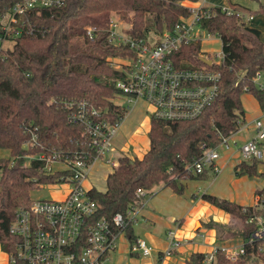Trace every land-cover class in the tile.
I'll list each match as a JSON object with an SVG mask.
<instances>
[{"label":"trees","instance_id":"trees-1","mask_svg":"<svg viewBox=\"0 0 264 264\" xmlns=\"http://www.w3.org/2000/svg\"><path fill=\"white\" fill-rule=\"evenodd\" d=\"M16 0H0V11ZM185 0H66L53 8L33 9L27 19L34 28L17 37L0 56V148L11 158L0 157V247L12 250L13 237L8 226L14 210L27 206L31 192L58 178L61 171L45 172L43 161L27 155H60L63 160L90 150L83 126L70 118L77 101H85L111 121L123 118V109L112 100L116 80L124 72L110 65L112 58H130L135 52L128 45L109 42L108 20L118 15L128 22V32L145 37L171 29L190 9ZM264 25V0H258ZM228 5L244 11L250 7L228 0ZM215 14L201 22L202 27L219 36L223 58L212 64L220 73L218 94L195 118L175 122L151 118L147 131L149 147L141 157L123 154L106 176L105 190L89 188L97 203L95 218L125 213L141 205L147 193L156 187H168L176 193L184 188L182 180L205 178L208 169L193 174L186 166L197 160L202 146H215L220 137L235 132L244 119L241 95L248 93L264 111V89L253 80L264 70V38L261 31L245 24L235 15H226L217 5ZM129 15V17H127ZM87 27L94 31L89 38ZM200 42L191 41L175 53L185 67L203 64ZM71 101V105L65 102ZM264 141V140H263ZM260 159L243 158L233 165L235 176L262 175ZM196 197V195H192ZM253 204H240L216 194L204 192L201 198L238 219L227 225L207 222L218 239L238 237L245 240L257 228L250 216H261L264 225V185L254 192ZM129 243L136 240L131 223L125 229ZM261 241L245 245V252L230 261L217 249L211 262L205 252L191 251L186 264H259L264 253ZM131 255H136L130 252ZM11 264H25L17 260Z\"/></svg>","mask_w":264,"mask_h":264},{"label":"built area","instance_id":"built-area-1","mask_svg":"<svg viewBox=\"0 0 264 264\" xmlns=\"http://www.w3.org/2000/svg\"><path fill=\"white\" fill-rule=\"evenodd\" d=\"M66 0H16L0 11V56L24 34L34 31L27 15L37 8L59 7ZM190 9L188 15L180 16L171 29H164L160 34L153 31V37H134L129 34L128 24L118 17L111 16L106 31L108 40L114 45H128L135 52L130 58H120L125 63H118L112 58L110 65L124 72V76L115 82L116 92L113 102L123 109V114L139 101L146 104L148 120L151 118L169 122L198 117L205 107L218 94L220 73L212 64L221 62V58L200 66L181 65L175 53L182 45L199 41L203 36L214 35L201 22L215 14L214 5L226 15L235 14L245 24L252 22L255 12L236 9L228 4H213L208 0H185ZM85 34L92 38L94 31L87 27ZM216 35V34H215ZM218 36V35H216ZM219 37V36H218ZM207 55V54H206ZM205 58V57H204ZM207 58V56H206ZM114 62L118 66H114ZM260 72L253 80L257 82ZM262 89L264 86L260 85ZM71 105V101L65 102ZM70 118L79 122L87 135L90 150L61 160L60 155H27L43 161L45 172L60 170L56 180L49 186H62L65 191L59 198H31L27 206L14 210L8 231L13 237L12 250L6 251L7 264L17 260L25 264H102L108 254L118 250L122 237L128 240L125 229L129 223L136 224V206L127 208L125 213L115 212L110 217L95 218L97 203L91 197L89 188L83 182L96 161L115 167L119 157L127 154L123 148L116 149L113 138L122 120H109L106 114L88 107L85 101H77ZM253 133L242 143H237L236 134L243 125L228 135L221 136L215 146H202L200 157L186 168L193 174L208 169L212 173L220 170L218 163L222 152H237L243 158H263L259 148L264 140V123L261 117L252 124ZM136 195L145 198L147 193L142 188L136 189ZM248 221H256L257 228L245 240L232 244L212 245L205 252V261L211 262L217 249L221 250L230 261H235L245 252V245L253 246L261 241L258 250L264 253V225L261 216H250ZM176 228L167 231V243L158 252L160 259L172 254L180 246L181 240ZM202 236V235H201ZM154 248L145 239L136 238L128 241V252L136 255H151ZM264 262V260H261ZM248 264H252L248 262Z\"/></svg>","mask_w":264,"mask_h":264},{"label":"rangeland","instance_id":"rangeland-1","mask_svg":"<svg viewBox=\"0 0 264 264\" xmlns=\"http://www.w3.org/2000/svg\"><path fill=\"white\" fill-rule=\"evenodd\" d=\"M210 2V0H208ZM212 2L219 3V4H228V0H211ZM232 2H238L243 5H247L250 7L251 11L255 12V20H252L253 24L259 27H263V18L262 14L257 12L259 8V2L258 0H230ZM211 3V2H210ZM114 17L120 18L118 15H113ZM129 17V15H127ZM121 19V18H120ZM122 20V19H121ZM128 24L127 20L123 19ZM150 38L153 37L152 32L149 33ZM200 51L202 53L201 57L207 56V58H210L209 56L213 57V60H218L221 57L218 56V54H222L221 52V41L218 36L215 34L212 36H203L200 42ZM207 54V55H206ZM118 63H125L124 60L121 59H115ZM114 62V66H118V63ZM256 84L260 87V85L264 86V70L260 72V75L257 79ZM241 101L243 105L244 119L241 122V125L248 124V127H241L240 131L236 134L237 136V143L240 144L242 141L246 139V134L251 131L253 121L256 117L260 116L261 120L264 123V111H262L255 98L252 97V95L248 93H244L241 95ZM146 104L143 101L137 102L135 105L132 106L131 109L127 110L125 115L123 116L119 127L117 128V132L113 138V144L116 147V149H125L127 151V154L130 156H136L140 157L142 153H144L148 147H149V141H148V135L147 131L149 128V120L147 118L148 113L145 111ZM138 127V128H137ZM137 128V130L134 131V129ZM134 131V132H133ZM259 148L263 152V158L260 159V162L258 163L257 169L258 172L264 173V141L260 142ZM224 154V152H222ZM221 154V155H222ZM0 157H6L11 158L10 153L6 149L0 148ZM243 157L236 153L234 157L231 159L232 162H238ZM231 163H229L231 165ZM230 165H227L226 168L223 169L222 175L225 177V180L222 182H216L215 184H210V178H190L182 180V183L184 184L183 191L181 193H176L172 189H167L170 194L174 195L172 198V203L176 207V210L180 211V214L175 213L174 217L176 219H181L180 217H184L188 213V210L195 206L198 199L201 198V194L206 191V189H209L210 191L208 193L216 194L220 197H225L227 199H231L232 201H235L237 203H243V204H251L253 201V195L257 188H260L264 185V176L257 175L249 177L244 174L243 177L239 178L237 181L239 183H233L229 181V177L232 176L234 178H238V176H235L233 174L232 168H230ZM113 167L110 165H106L101 163L100 161H96L93 166L90 169V172L86 179L84 180L83 184L84 186L92 185L97 190L103 191L106 187V176L107 174L112 171ZM164 187H156L152 191L147 192V195L145 196L146 203L144 204L143 209L149 211L150 213L153 212V214L157 215V218H154V220H151L149 218H144L140 214V221L137 220L136 230L137 233H140V236L145 238L149 244H151L154 247L162 246L163 245V239L165 238V233L167 235L168 231L166 228L174 229L175 222L168 221V213L166 210H162L160 208V204L164 203L166 201V198L170 197V195L165 196L163 193L167 191H161ZM65 191V188L58 185V186H49V184H46L38 189H35L31 192L30 196L31 198H59L61 194H63ZM196 195V197H193L192 195ZM155 197V199L152 202V197ZM157 201V203H155ZM176 203V204H175ZM253 204V203H252ZM204 205L198 206L197 210L199 209L200 214L195 216L198 219L195 221V223L186 222L184 226H181V231L184 233L183 238L179 237L181 239V243L184 241V238L189 240V242H183L181 245L183 249H178L177 253H172L167 256H165L164 260L161 262L160 260L154 261L155 264H186L185 263V251L184 250H192L196 251V249L201 248H209L208 246H200L196 243H193L191 239L199 240H207L208 234L207 229L209 227L207 226V222H219L227 225H234L238 223V219L235 217L230 216L229 214L226 215V220H224V211H218L214 212L211 210L208 215H211L209 217H205V209L203 207ZM206 206V205H205ZM212 209V207H209ZM222 212V213H221ZM181 215V216H179ZM224 221V222H223ZM159 234L154 233L150 236H148L146 231H152L154 227L159 226ZM194 225V226H193ZM203 227L202 229L204 232H196L195 229H198L200 227ZM195 229H194V228ZM213 229V228H210ZM180 230L176 228V231ZM214 230V229H213ZM215 232V231H214ZM197 233V234H196ZM200 233L203 235L200 236ZM150 234V233H148ZM216 236V235H215ZM154 237V239H153ZM235 236L229 237L226 239H229L227 242L223 244H232L236 243ZM234 239V240H233ZM123 242L119 244L118 250L111 252L108 254L107 260L103 261L102 264H151V261L153 258L151 257H139L131 255L128 252V240L125 238V236L122 237ZM187 240V241H188ZM233 240V241H232ZM189 243V244H186ZM180 248V247H179ZM211 249V247H210ZM209 251V250H208ZM2 252L3 250L0 247V261H2ZM5 252V251H4ZM128 260V263L126 262ZM259 264H264L263 261H259Z\"/></svg>","mask_w":264,"mask_h":264},{"label":"crops","instance_id":"crops-1","mask_svg":"<svg viewBox=\"0 0 264 264\" xmlns=\"http://www.w3.org/2000/svg\"><path fill=\"white\" fill-rule=\"evenodd\" d=\"M210 2L211 3H213L214 4V2H212L211 0H210ZM184 3H185V1H184ZM215 4H219V3H215ZM255 16H254V18H253V20H255ZM263 22V21H262ZM249 25L250 26H253V27H256V28H258L260 31H261V34H260V37L263 39L264 38V26L261 28V27H259V26H256V25H254L253 24V22H251V23H249ZM256 118H258V117H256ZM248 124L246 123V124H244L243 126H245V127H248L247 126ZM251 127H253V126H251ZM138 128V127H137ZM137 128H135L134 129V131L135 130H137ZM253 129V128H252ZM133 131V132H134ZM253 132L251 131V133H250V131L248 132V134H246V138H248L249 136H251V134H252ZM149 141V140H148ZM237 152H233V151H227V152H224V154H222L221 155V157L219 158V160H218V163H219V166H220V170L217 172V173H212L211 171H210V173L209 172H206V177L205 178H208V177H211L210 179V184H215L217 181L218 182H222V181H224L225 180V177L222 175V171H223V169L224 168H226V166L227 165H230L229 163H231V159L234 157V155L236 154ZM142 155H143V153H142ZM141 155V156H142ZM140 156V157H141ZM236 163V162H235ZM234 162H232L231 163V165H230V168H232V170H233V165L235 164ZM258 170V169H257ZM244 175H241V176H238V178H234V177H232V176H230L229 177V181H231V182H233V183H239L237 180L239 179V178H241V177H243ZM167 189H169L168 187H164V188H162V190L161 191H167ZM210 190L209 189H206V191H204V192H209ZM171 192H170V190H169V192L167 191V192H164L163 194L165 195V196H167V195H170V197H168V199L166 198V201L164 202V203H161L160 204V208L162 209V210H166V212L168 213V221H170V222H175V226H177V229H179L180 228V230H177L176 231V234H177V236L179 235V237H182L183 238V235H184V233H182V231H181V226H184V224L186 223V222H189V223H195V221L198 219L197 217H195V216H197V215H199L200 214V210L198 209L197 210V208H198V206H200V205H204L203 207H204V209H205V211H206V213L204 214L205 215V217H209V216H211V215H208L209 214V212H211V210H213L214 212H217L218 213V211H221V209H219V208H217L216 206H214V205H211L210 203H208V202H206L205 200H203L202 198H199L198 199V201H197V203H196V205L195 206H192L189 210H188V213L185 215V218L184 217H182L181 215H179V216H181L180 218L181 219H176L175 217H174V214L175 213H177V214H180V211H178V210H176V207L174 206V204L172 203V198L174 197V195H171L170 194ZM213 194V193H212ZM155 197L156 196H154V197H152V202H153V200L155 199ZM154 198V199H153ZM254 199H255V197H254V195H253V201H252V203L254 202ZM231 200V199H230ZM146 203V200L144 199V201H143V203L141 204V205H136V209H137V214H136V219L138 220V222L140 221V214L146 219V218H149V219H151V220H154V218H157V215L156 214H153V212H149V211H147V210H144L143 209V207H144V204ZM155 203H157V201L155 202ZM251 203V204H252ZM176 204V203H175ZM240 204H243V203H240ZM206 205V206H205ZM209 207H212V209H210ZM222 213V212H221ZM224 213V216H223V218H224V220H226V215H228V213H226V212H223ZM224 222V221H223ZM136 225H137V222H136V224H134L133 225V231H134V234L136 235V238H142V239H145V238H143V237H141L140 236V233H137V230H136ZM194 226V225H193ZM194 228V227H193ZM159 229H160V225L159 226H156V227H154L153 228V230L150 232V231H146V232H148V233H150V234H148V233H146L148 236H150V235H152V234H156V233H158L159 234ZM167 230H169V228H166ZM195 229V228H194ZM202 229H204L202 226L200 227V228H198V229H195L196 230V232L198 233V232H204ZM165 232H167V231H165ZM196 233V234H197ZM206 234H208V239L205 241V240H201L200 238H199V240H193V239H191V241L193 242V243H196V244H198V245H200V246H203V245H205V246H208L209 248H201L200 247V249H196V251H203V252H207L208 250H210V247L212 246V245H219V244H223V243H225V242H227L229 239H223V240H220V239H218L216 236H215V232H214V230L213 229H207V233ZM201 235H203L202 233H200V236ZM178 237V238H179ZM153 239H154V237H153ZM146 240V239H145ZM164 241H163V245L162 246H158V247H154L153 246V248H154V251L152 252V254L151 255H147V256H143V257H151V258H153V260L151 261V264H155V263H153L154 261H156V259L157 260H160L161 262L164 260V258H162V259H160L159 258V256H158V252L162 249V248H164L165 247V245H166V243H167V235H166V233H165V238L163 239ZM181 240V239H180ZM188 240V239H187ZM185 238H184V241L183 242H189V240L187 241ZM234 240V239H233ZM232 240V241H233ZM147 241V240H146ZM234 241H236V243L237 242H240L241 240L238 238V237H236L235 238V240ZM121 242H123V240H120V242H119V244H121ZM183 242L182 243H180V248L178 247V249L180 250V249H183L182 248V244H183ZM186 244H189V243H186ZM178 249L177 250H175L174 251V253H177L178 252ZM185 251V258L187 257V255H188V253H190L192 250H190V251H188L187 249L186 250H184ZM173 253V254H174ZM134 256H139V257H141L142 255H139V254H137V255H134ZM1 257H2V261H0V264H7V260H6V253L3 251L2 252V255H1ZM127 263H128V260L126 261Z\"/></svg>","mask_w":264,"mask_h":264},{"label":"water","instance_id":"water-1","mask_svg":"<svg viewBox=\"0 0 264 264\" xmlns=\"http://www.w3.org/2000/svg\"><path fill=\"white\" fill-rule=\"evenodd\" d=\"M201 60H202L205 64H209V63H210V59H209V58L201 57Z\"/></svg>","mask_w":264,"mask_h":264}]
</instances>
